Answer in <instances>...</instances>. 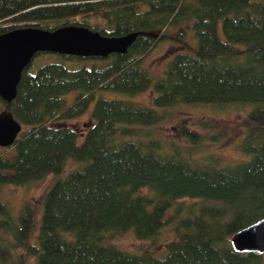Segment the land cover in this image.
Masks as SVG:
<instances>
[{"label": "trees", "instance_id": "obj_1", "mask_svg": "<svg viewBox=\"0 0 264 264\" xmlns=\"http://www.w3.org/2000/svg\"><path fill=\"white\" fill-rule=\"evenodd\" d=\"M184 22L195 28L196 45L176 53L154 83L143 61L159 41L155 32ZM65 25L140 35L128 53L105 58L40 52L35 57L50 61L37 70L32 61L12 102L0 97V109L28 127L12 145L15 153H0V231L11 226L4 185L58 177L41 199L37 243L31 239L38 210L29 202L13 240L0 239V264L19 250L36 264H264V254L236 251L231 242L264 218V0H0V34ZM56 56L80 66L70 68ZM153 85L157 107L254 104L236 126L210 120L198 122L199 129L178 126L179 137L194 147L242 136L240 148L251 159L194 165L179 147L169 153L160 139L133 127L162 122L154 107L97 99L100 91L137 95ZM73 90L79 93L69 105L63 96ZM95 100L94 123L80 143L79 131L64 122L83 116ZM70 160L82 166L62 177ZM167 227L176 239L161 254L106 241L132 231L154 245Z\"/></svg>", "mask_w": 264, "mask_h": 264}, {"label": "rangeland", "instance_id": "obj_2", "mask_svg": "<svg viewBox=\"0 0 264 264\" xmlns=\"http://www.w3.org/2000/svg\"><path fill=\"white\" fill-rule=\"evenodd\" d=\"M155 35L159 41L143 61V66L150 72L154 83L165 76L168 64L176 53L181 51L192 52V49L197 42L195 28L192 24L190 25L189 22H184L176 26H167L155 32ZM59 56H56L53 59L62 60L70 68H77L80 66L79 61L77 60L64 59ZM49 61V59L44 57V54H40L34 58L31 68L37 70L40 66ZM78 93V90H73L66 93L63 97L70 105L75 101ZM156 95L157 91L155 85H153L148 91L137 95H128L115 91H100L97 94V99L104 97L107 99L126 100L132 101L141 106L154 107L159 113L165 116L162 122L149 128L140 125H133V127L141 129L140 131H142L143 137L150 138L155 136L160 139L165 151H169V153H172L174 146L175 148L176 146L179 147L180 150H182V155L188 157L194 165L209 166L213 164L228 166L251 159L252 155L244 153L240 148L243 138L242 136L230 142L227 141L222 145H215L209 141L194 147L179 137L178 126L181 123H184L192 128L199 129L198 122L206 120L236 126L240 124L246 115L254 108V104L192 105L182 103L174 107H157L154 104V98ZM95 104L96 100L93 101L88 111L83 116L64 122L65 124L75 127L79 131L81 134L79 139L80 143H82L83 136L86 134L89 126L94 123L91 114ZM5 114H7L6 111L0 109V117ZM26 129H28V127L23 126V130ZM243 132L244 131L241 130V133ZM146 133L151 135L147 136ZM137 137L138 136L134 139H137ZM188 152H190L191 155H189ZM0 153L10 156L15 153V147H5L0 145ZM79 166H82V164L70 160L61 176H68L70 172ZM57 178L58 177L55 175H49L43 180L35 181L27 185H4L2 187L1 198L9 206V224L11 226L6 232L3 230L0 231V239L2 238L9 242L13 240L14 237L11 232L15 229V225L19 223L21 210L26 203L32 202L38 210V216L36 220V231L33 234L31 242L35 244L37 243L39 221L43 211L41 199ZM194 201V199H187L188 203H193ZM174 239H176L175 234H173L170 228L167 227L160 235L158 243L154 245L150 240L137 239L132 231L123 234L112 233L106 241L131 252L140 253L145 250H151L154 253L161 254L165 245ZM23 252L22 250L15 252L10 259L9 264H18L19 257L21 258L22 264H36V258L34 256L28 254L25 255Z\"/></svg>", "mask_w": 264, "mask_h": 264}, {"label": "water", "instance_id": "obj_3", "mask_svg": "<svg viewBox=\"0 0 264 264\" xmlns=\"http://www.w3.org/2000/svg\"><path fill=\"white\" fill-rule=\"evenodd\" d=\"M139 35L140 32H131L106 36L83 25H65L54 30L23 27L0 34V97L8 102L17 97L24 70L40 52L105 58L128 53ZM22 131V123L13 115L0 117L1 146H12ZM231 242L236 251L264 254V218L239 230Z\"/></svg>", "mask_w": 264, "mask_h": 264}]
</instances>
